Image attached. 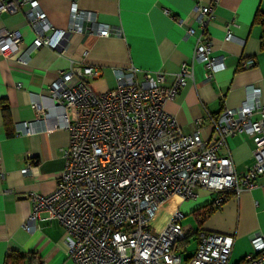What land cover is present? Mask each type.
Masks as SVG:
<instances>
[{
  "label": "crops",
  "instance_id": "1",
  "mask_svg": "<svg viewBox=\"0 0 264 264\" xmlns=\"http://www.w3.org/2000/svg\"><path fill=\"white\" fill-rule=\"evenodd\" d=\"M211 1L38 0L55 29H67L70 8L76 4L112 31L106 37L94 30L70 33L54 49H32L34 34L23 10L0 14V30L19 32L18 54L23 59L20 62L16 56L4 58L0 54V264H10L7 257L11 254L23 258L20 264H74L67 257L63 228L56 220H37L36 230L30 233L23 226L31 212L28 194L51 192L64 167L68 134L57 127L62 110L50 94V86L61 72L95 69L96 75L86 79L91 90L99 94L116 86L114 69L133 67L138 79L161 72L171 80L186 63L192 75L165 103L164 110L184 133L198 130L202 139L211 137L212 120L224 109L241 104L247 86L258 88L259 101L264 103V27L253 21L257 10L264 14V0H218L211 13L203 16L212 56L224 63L213 73L203 65L191 64L195 38L186 37L187 29L195 27L194 8ZM228 33L232 40H225ZM243 60H252L253 65L242 68ZM35 104L44 109L42 121H36ZM69 116L73 121L72 112ZM23 122L32 123L28 135L16 132ZM253 149L251 137L234 134L218 155L230 157L237 176H241L253 163ZM29 163L35 166V174L22 173ZM217 197L218 193L201 188L196 198L173 199L160 210L154 222L157 229L178 209L184 214V238L185 231L194 232L181 252L182 264H188L194 254L195 234L233 236L229 264L245 261L253 252L251 236L264 234V174L251 188L233 193L219 206L214 205ZM208 208L212 211L206 214ZM191 240L195 241L192 250Z\"/></svg>",
  "mask_w": 264,
  "mask_h": 264
},
{
  "label": "built area",
  "instance_id": "2",
  "mask_svg": "<svg viewBox=\"0 0 264 264\" xmlns=\"http://www.w3.org/2000/svg\"><path fill=\"white\" fill-rule=\"evenodd\" d=\"M217 2L196 6L195 27L186 31V37L195 38L191 64L203 65L210 73L221 70L224 63L212 56L202 18ZM19 9L34 34V50L58 48L70 33L94 30L106 37L112 32L76 4L70 8L67 29L62 30L53 28L38 0H0V14ZM19 39L18 31L0 30V54L23 62ZM232 39L229 33L225 36ZM252 65V60L241 62L242 68ZM94 75L91 67L61 72L50 86L53 101L62 110L57 127L68 134L64 167L51 192L28 194L31 212L24 229L34 232L37 220H56L74 264H182V254L174 248L184 239V214L174 209L159 229L154 222L173 199H194L201 188L238 193L264 174V103L259 101V90L247 86L241 104L224 109L212 120L211 137L202 139L198 130L184 133L164 110L192 75L186 63L171 80L161 72L138 79L133 67L114 69L116 86L99 94L86 79ZM34 109L36 121L44 120V109L39 104ZM31 124H18L17 134L28 135ZM234 134H246L254 142L253 163L241 176L230 157L218 155ZM35 171L29 163L22 173ZM220 203L217 197L214 205ZM251 243L253 252L245 263L264 264V234L251 236ZM233 246V236L201 233L188 264H229Z\"/></svg>",
  "mask_w": 264,
  "mask_h": 264
},
{
  "label": "trees",
  "instance_id": "3",
  "mask_svg": "<svg viewBox=\"0 0 264 264\" xmlns=\"http://www.w3.org/2000/svg\"><path fill=\"white\" fill-rule=\"evenodd\" d=\"M253 21L255 23H259L262 25V27H264V14H261L259 12V10L256 11L255 15H254V19ZM262 42H264V31H262ZM3 114L6 113V110L3 108L2 109ZM9 134V133H8ZM10 135V134H9ZM233 195L232 192H223V193H218V197L221 198V203H223L224 201H226L228 198H230ZM220 203V204H221ZM212 211V208H208L206 210V214H209ZM186 237L184 238V240L178 242L175 245V250L178 252H184L186 249V246L188 245V241L190 239L191 236H193L194 232H187L185 231ZM194 239L198 240V236H196V234L194 235ZM23 261L22 257L16 256L15 254H11L7 257V263L10 264H20ZM241 264H245V261H242Z\"/></svg>",
  "mask_w": 264,
  "mask_h": 264
},
{
  "label": "rangeland",
  "instance_id": "4",
  "mask_svg": "<svg viewBox=\"0 0 264 264\" xmlns=\"http://www.w3.org/2000/svg\"><path fill=\"white\" fill-rule=\"evenodd\" d=\"M194 247H195V241L191 240L190 241V246H189L190 250H192Z\"/></svg>",
  "mask_w": 264,
  "mask_h": 264
}]
</instances>
